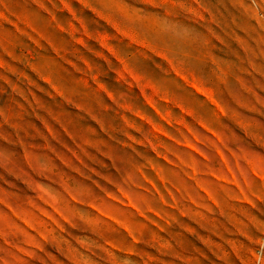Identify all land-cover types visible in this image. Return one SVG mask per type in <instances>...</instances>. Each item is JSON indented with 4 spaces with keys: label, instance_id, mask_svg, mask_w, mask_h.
I'll list each match as a JSON object with an SVG mask.
<instances>
[{
    "label": "rangeland",
    "instance_id": "1",
    "mask_svg": "<svg viewBox=\"0 0 264 264\" xmlns=\"http://www.w3.org/2000/svg\"><path fill=\"white\" fill-rule=\"evenodd\" d=\"M0 264H264V0H0Z\"/></svg>",
    "mask_w": 264,
    "mask_h": 264
}]
</instances>
